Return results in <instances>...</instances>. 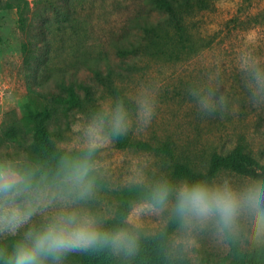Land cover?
<instances>
[{
	"label": "rangeland",
	"instance_id": "rangeland-1",
	"mask_svg": "<svg viewBox=\"0 0 264 264\" xmlns=\"http://www.w3.org/2000/svg\"><path fill=\"white\" fill-rule=\"evenodd\" d=\"M8 1L13 0H0V174L12 179V187L0 192V208L10 204L32 215L15 234L0 232V248L15 247L29 231L42 230L67 213L90 216L103 230L115 215L119 190L163 186L178 161L206 171L215 152L242 144L264 166V100L254 103L250 87L251 68L264 70V0H193V9L185 13L189 33L184 38L152 0H71L73 9L58 15L43 0H28L25 28L17 8H1ZM53 1L62 5L64 0ZM140 20L155 26L152 39ZM45 38L50 47L42 56ZM122 47L133 52L121 56ZM89 65L100 67L101 79ZM56 77L88 83L96 97L69 116L60 112L52 124V141L68 156L64 174L27 187L23 173L38 166L32 132L23 120L49 107L30 87L57 90ZM213 92L223 95L224 104L208 114L199 101ZM118 107L129 125L123 148L108 133ZM145 107L155 111L147 127ZM12 127L19 129L20 140L5 136ZM86 149L94 150L96 159L78 169L72 161ZM253 182L264 186V180L223 171L213 187L242 192ZM182 185L176 183V194ZM171 210L172 203L158 208L135 202L121 232L134 239L135 252L114 251L115 258L131 261L137 238L159 231ZM252 219L243 208L231 228L215 215L205 221L186 216L171 237V257L190 264H255L264 239L253 238ZM85 251L44 264H85Z\"/></svg>",
	"mask_w": 264,
	"mask_h": 264
},
{
	"label": "trees",
	"instance_id": "trees-1",
	"mask_svg": "<svg viewBox=\"0 0 264 264\" xmlns=\"http://www.w3.org/2000/svg\"><path fill=\"white\" fill-rule=\"evenodd\" d=\"M48 8L56 15L62 14L63 10L71 11L73 9L71 0H64L62 5L53 0H43ZM204 0H199V4ZM153 7L162 15H165L171 22L174 29L181 38L188 33L185 24V13L191 12L195 3L193 0H152ZM6 9L17 8L20 14V22L22 28H25L27 17L26 12L30 10V2L28 0L8 1L3 7ZM148 39L153 38L155 26L147 21L138 22ZM160 24V23H159ZM164 24L162 23V27ZM160 27V25H158ZM46 37V32H43ZM41 47L42 56L44 48L50 47L49 41L42 39ZM118 54L127 56L133 52L132 48L122 47L118 49ZM44 61H48L45 60ZM95 75L101 79L102 71L100 67L91 66ZM55 86L57 90L50 89L47 92L30 90L43 97L49 107L44 110H35L29 113L23 120L27 131L32 132V154L36 156L38 169H26L23 173L25 185L34 187L37 184L47 180L52 182L60 178L67 170L68 156L55 146L52 141L53 128L52 124L61 112L65 116H69V112L73 109L83 108V102H92L95 100V91L93 86L77 82L73 78L56 77ZM84 92L82 96L80 91ZM31 125V126H30ZM109 135L116 144L123 148L127 146L124 134L115 135L112 129H108ZM5 136L11 140H20L21 133L17 127H12L4 132ZM96 152L86 149L75 154L72 161L78 169H87L96 159ZM28 168V167H27ZM223 171H231L239 175L250 177L254 180H264V166L248 152L242 144H237L231 151L227 153L215 152L210 159L209 166L206 171H196L189 163L178 161L175 163L172 172V178L166 184L160 187H146L141 185L126 187L118 191V207L114 217L107 222L103 230L109 233H121L127 227V220L135 202L146 201L153 206L161 208L172 203V210L166 224L157 232L150 235H141L136 240L137 253L129 262H119L115 258L114 250L111 245L103 247L96 246L87 249L83 254L85 264H190L188 261L181 259H173L170 254L171 237L185 222L186 216H180L176 212L177 194L176 183L183 184L204 183L213 187L215 179ZM161 187L168 188V196L162 203H157L155 194ZM15 247L0 248V264H5L9 255ZM244 264V263H243ZM255 264H264V246L257 256Z\"/></svg>",
	"mask_w": 264,
	"mask_h": 264
},
{
	"label": "clouds",
	"instance_id": "clouds-1",
	"mask_svg": "<svg viewBox=\"0 0 264 264\" xmlns=\"http://www.w3.org/2000/svg\"><path fill=\"white\" fill-rule=\"evenodd\" d=\"M253 102L264 100V70L251 68ZM217 98L214 100L213 97ZM201 110L212 114L217 104H224L222 94L209 93L199 101ZM223 114V113H222ZM154 109L145 107L142 111L143 123L147 127ZM129 125L125 114L117 108L113 118L112 132L119 136L126 134ZM83 175V171L80 172ZM12 187V179L0 174V192L8 193ZM168 196V188L161 187L155 194L157 203H162ZM253 214V238L264 239V186L253 182L242 192H236L230 186L210 187L204 183L184 184L177 192L176 212L180 216H192L205 221L211 216H218L219 223L225 228L233 227L241 209ZM31 211L21 212L19 208L5 206L0 208V232L15 234L17 230L31 218ZM111 245L114 251H124L127 255L135 252V241L122 233H109L102 230L90 216H78L67 213L55 218L39 231H29L24 241L18 243L5 264H44L51 258L59 261L66 253L87 250L96 246Z\"/></svg>",
	"mask_w": 264,
	"mask_h": 264
}]
</instances>
